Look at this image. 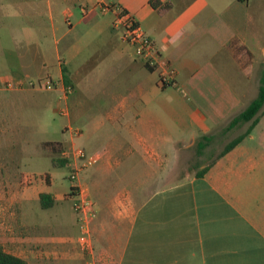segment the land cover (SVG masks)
I'll return each instance as SVG.
<instances>
[{
    "label": "crops",
    "instance_id": "0c3cea01",
    "mask_svg": "<svg viewBox=\"0 0 264 264\" xmlns=\"http://www.w3.org/2000/svg\"><path fill=\"white\" fill-rule=\"evenodd\" d=\"M104 1L124 6L154 40L160 53L156 67L134 55L112 24L114 12L101 9L98 0H21L6 10L7 16L35 18L32 25L43 24L38 30L49 26L58 34L55 77L43 70L44 52L42 66L34 52L30 61L28 52H19L21 61L9 76L56 79V110L63 103L67 125L81 128L79 135L68 129L66 139L97 157L78 183L94 201L91 232L99 264H264V112L228 151L206 164L196 159L197 170L171 180L194 141L224 130L259 84L264 65L254 73L264 54V25L254 23L249 0ZM79 24L87 32L83 42L67 37L60 44ZM88 46L95 48L69 68ZM165 71L172 77L163 85ZM64 83L71 90L62 97ZM82 120L89 121L88 130L72 123ZM103 121L112 128L99 130ZM41 145L51 155L52 148ZM42 175L12 195L0 189V243L28 264H85L76 236L56 235L52 222L27 217L54 207L68 192L53 189L49 172ZM41 192L50 193L51 205H41ZM7 194L21 229L4 219Z\"/></svg>",
    "mask_w": 264,
    "mask_h": 264
},
{
    "label": "rangeland",
    "instance_id": "374dc122",
    "mask_svg": "<svg viewBox=\"0 0 264 264\" xmlns=\"http://www.w3.org/2000/svg\"><path fill=\"white\" fill-rule=\"evenodd\" d=\"M19 1L21 0H0V189H3L6 193L8 190V194L12 195L16 189L31 185L35 182V178L37 180L42 176L44 178L45 176L42 174L46 171L49 172L52 177L51 186L53 189L60 193L68 192L65 194V198L60 199L54 207L48 209L38 208L39 214H35V211V213H29L27 217L29 219L38 217L41 218L39 220L52 222L50 225H52L54 234L73 240V237L77 236L79 231L76 213L72 207L76 186L70 187L73 183L69 178L72 167L68 163V158L60 155L61 149L71 143V140L66 139L64 133L68 132L69 129L67 125L69 122L68 115L62 112L65 105L61 103L56 110L57 102L54 103L56 98L53 97V88L45 91L36 86L32 87L27 82L18 87H9L6 84V80L12 78L9 76L10 70L16 69L21 61L18 57L19 52L25 54L28 52V61L32 59L31 54L34 52L36 61L40 66L45 64L42 63L41 57V53L44 52L47 59L46 66H42L43 70L49 69L54 77L59 71L55 43L58 34L52 35L49 26L38 30L37 28L43 26V24H40L41 26L32 25L35 18L32 20V17L29 16H22V18L7 16V5ZM249 4L254 23L264 25V0H249ZM86 35V29L81 24L76 25L69 35H65L60 40V44L67 37H70L76 43L83 42ZM262 36L264 37V33ZM94 48L95 46L85 47L75 59L69 61V68L80 65ZM32 64L35 66L34 62ZM262 65H264V54L263 58H258L254 73L256 76L259 74L258 67ZM27 85L32 88L18 90V88ZM257 90L258 86L254 85L247 103L256 96ZM262 112H264V104L258 113V117L262 115ZM4 115L7 116L8 120L9 130L7 133L4 130ZM250 122L251 120L242 121L230 129L225 130L224 126V130H222V127L216 130L211 134V139L201 153L197 152V138L189 151L185 153L184 159L179 162V166L172 169L171 180L176 179L187 170H197L198 168L193 166L196 159L203 158L204 163H208L211 158L219 154L229 140L244 132ZM72 123L73 125L81 124L84 131L88 130L89 121L87 120ZM106 128H112L111 122L103 121L98 125L99 130ZM46 139L50 140L42 141ZM41 144L52 148L51 155L45 152ZM75 144L77 145V143ZM4 150H7L8 155L5 154ZM6 179H9L8 181L18 179L22 183L20 185H15V183L9 185L6 184ZM46 183L48 184L49 181L46 180ZM81 185L87 189V186ZM88 192L87 189V194L91 198ZM8 194L5 196V206L7 208L10 205L9 210H14V213L8 214V210L4 219L8 217L9 221L6 223L11 224L10 226L14 227L15 230L21 229V218L18 209L15 208L13 203H8ZM29 228L30 226H28V230Z\"/></svg>",
    "mask_w": 264,
    "mask_h": 264
},
{
    "label": "built area",
    "instance_id": "2783aa9c",
    "mask_svg": "<svg viewBox=\"0 0 264 264\" xmlns=\"http://www.w3.org/2000/svg\"><path fill=\"white\" fill-rule=\"evenodd\" d=\"M101 9L104 11L112 10L114 12L112 24L119 31L120 38L127 42L133 50L135 56L140 57L147 66L156 67L158 57L160 55L159 49L154 40L146 33L144 28L124 6L118 3L105 2L98 0ZM172 77L171 71H165L160 76V83L167 84ZM24 82H27L32 87L36 86L44 89L55 88L59 82L50 76H43L36 79H7L6 84L9 87H18ZM63 94L66 96L67 92L71 90L70 85H62ZM63 107V111L65 112ZM71 134L79 135L81 133L80 127L68 126ZM62 157L68 158V163L71 164V171L69 178L72 180V186H76L74 200L72 207L76 213L77 223L79 227L76 241L78 248L85 255V264H99L101 258L96 253L93 245V237L91 232V220L95 213L94 203L87 194V189L78 183L79 174L88 165L96 161L97 157L94 154H87L84 148L80 145L70 143L60 151Z\"/></svg>",
    "mask_w": 264,
    "mask_h": 264
},
{
    "label": "trees",
    "instance_id": "16d2710c",
    "mask_svg": "<svg viewBox=\"0 0 264 264\" xmlns=\"http://www.w3.org/2000/svg\"><path fill=\"white\" fill-rule=\"evenodd\" d=\"M150 67V66H149ZM152 68V67H150ZM264 104V66L262 67L260 71L259 76V84H258V90L256 96H254L247 105L239 111L237 114H235L225 125L224 129H230L234 126H236L238 123L242 121H248L251 120L249 126L247 129L238 134L237 136L233 137L231 140H229L223 149L219 152L218 155H222L226 151H228L231 147H233L241 138L250 131L252 126L257 122L258 120V113L261 109V107ZM211 139V135L209 134H203L200 136V138L196 141L197 146V152L201 153L204 149V147L208 144V141ZM207 169V166L202 168L201 170L197 171V175H201L204 173V171ZM40 201L41 205L43 207H47L52 204V196L48 192H41L40 193ZM0 264H28L27 260L23 257H20L18 255L12 254L10 252H7L3 249L1 243H0Z\"/></svg>",
    "mask_w": 264,
    "mask_h": 264
}]
</instances>
